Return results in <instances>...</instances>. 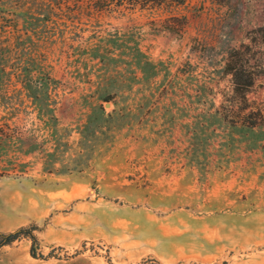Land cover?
I'll list each match as a JSON object with an SVG mask.
<instances>
[{
    "label": "rangeland",
    "instance_id": "rangeland-1",
    "mask_svg": "<svg viewBox=\"0 0 264 264\" xmlns=\"http://www.w3.org/2000/svg\"><path fill=\"white\" fill-rule=\"evenodd\" d=\"M262 26L264 0H0V231L38 237L0 264H264V125L221 107L242 45L264 107Z\"/></svg>",
    "mask_w": 264,
    "mask_h": 264
},
{
    "label": "trees",
    "instance_id": "trees-1",
    "mask_svg": "<svg viewBox=\"0 0 264 264\" xmlns=\"http://www.w3.org/2000/svg\"><path fill=\"white\" fill-rule=\"evenodd\" d=\"M105 5L114 4L116 7H141L147 9H171L185 4L186 0H97ZM178 18V17H171ZM185 21L181 28L185 27ZM261 42L264 44V26L258 29ZM250 46L242 45L234 49L227 60L226 70L232 77V95L226 97L221 107L225 111L224 117L233 124H242L250 128L264 125V107L252 103L248 97L258 75L255 67L250 63ZM2 125L0 124V133ZM28 235L32 240L31 254L36 256L38 237L32 228H21L11 232L0 231V249L17 240L21 235Z\"/></svg>",
    "mask_w": 264,
    "mask_h": 264
}]
</instances>
